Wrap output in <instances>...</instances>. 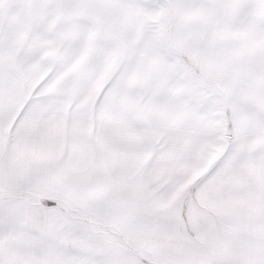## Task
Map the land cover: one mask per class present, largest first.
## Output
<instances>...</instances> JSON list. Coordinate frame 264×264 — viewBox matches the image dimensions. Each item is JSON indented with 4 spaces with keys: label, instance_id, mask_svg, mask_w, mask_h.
<instances>
[{
    "label": "snow or ice",
    "instance_id": "1",
    "mask_svg": "<svg viewBox=\"0 0 264 264\" xmlns=\"http://www.w3.org/2000/svg\"><path fill=\"white\" fill-rule=\"evenodd\" d=\"M0 264H264V0H0Z\"/></svg>",
    "mask_w": 264,
    "mask_h": 264
}]
</instances>
